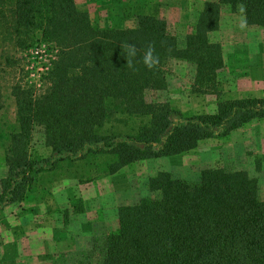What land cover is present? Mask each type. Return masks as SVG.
Listing matches in <instances>:
<instances>
[{
    "label": "trees",
    "instance_id": "1",
    "mask_svg": "<svg viewBox=\"0 0 264 264\" xmlns=\"http://www.w3.org/2000/svg\"><path fill=\"white\" fill-rule=\"evenodd\" d=\"M111 4L134 26L101 28L75 0H0V110L5 96L14 100V122L0 124V212L28 201L39 176L60 163L103 158L93 180L188 153L264 119V97L220 96L222 46L210 38L223 10L264 30V0L205 2L183 46L157 2ZM125 41L138 50L134 69L126 67ZM150 42L160 57L153 70L138 62ZM173 60L193 69L196 92L217 96L215 111L185 116L157 98ZM127 119L141 120L131 134L106 129ZM36 134L48 159L32 158ZM142 186L140 197L117 209L116 228L91 239L84 264H264V200L255 175L216 165L201 169L195 182L159 171Z\"/></svg>",
    "mask_w": 264,
    "mask_h": 264
},
{
    "label": "rangeland",
    "instance_id": "2",
    "mask_svg": "<svg viewBox=\"0 0 264 264\" xmlns=\"http://www.w3.org/2000/svg\"><path fill=\"white\" fill-rule=\"evenodd\" d=\"M111 1L75 0V3L78 9L89 13L93 24L101 28L133 27L134 20L122 16L116 8L117 5H112ZM146 1L159 4L161 14L169 22L171 33L175 35L180 46H183L185 37L192 31L203 4L215 0ZM108 7L113 10L109 11ZM210 38L211 41L219 42L222 46L224 68L219 72L220 96L238 99L263 98L264 30L246 26L239 15L223 10L220 27L211 34ZM35 76L34 74L29 77ZM166 82L167 88L158 92L157 98L169 102L173 109L183 115L215 111L217 96L196 92L193 88V69L184 62L173 60L167 65ZM0 120V124L14 122V100L8 95L5 96L4 108L0 110ZM263 120L251 122L226 137L202 141L195 150L188 153L137 161L112 176H97L93 180H87L99 173L97 169L103 163L101 157H91L82 162L60 163L56 169L39 176L28 201L13 206L10 212L15 217H19L25 212H34L37 206L36 213L41 211L47 214L48 211H52L50 216L52 226H55V212H57L62 219L60 224H63L65 234L75 238V245L80 247V250L66 252L65 244L59 243L58 249L65 254L63 258H55L54 264H84L87 262L91 248L89 244L91 239L116 228L117 209L132 204L137 197H140L143 192L142 184L157 172L166 171L173 178L195 182L204 167L222 165L230 169L246 171L257 177L259 170L256 167L260 155L257 150L259 138L256 132L264 133V126H261L264 124ZM140 122L139 119H127L124 123L111 120L106 124V129L111 128L113 131L131 134ZM5 144L4 136L0 134V179L6 173L3 154ZM31 155L35 160H44L51 156L50 149L43 145L40 134L34 137ZM78 200H81V204L77 202ZM45 201L52 202L49 206L51 210L47 212V207L40 204ZM76 209L82 210L76 213ZM25 214L26 219L32 218V214ZM4 216L0 212V221ZM87 221L89 223H86ZM15 227L14 224L10 225L12 231H15ZM49 262L50 260L46 258H36L32 264H49Z\"/></svg>",
    "mask_w": 264,
    "mask_h": 264
},
{
    "label": "crops",
    "instance_id": "3",
    "mask_svg": "<svg viewBox=\"0 0 264 264\" xmlns=\"http://www.w3.org/2000/svg\"><path fill=\"white\" fill-rule=\"evenodd\" d=\"M261 120L262 119L258 121ZM262 122L264 123V120ZM261 126H264V124ZM233 132L234 131L231 133ZM256 135L259 138V149L257 150L260 155L258 158L260 168L257 178L259 183L260 197L264 200V133L263 131H259L256 132ZM257 137L254 136V138ZM51 203L52 202L45 201L40 204H43L45 207H47V212L48 210H51L49 207ZM16 205L19 204L8 205L1 211V214L5 215L6 217L4 216V218L0 221V264H32L36 258H46L50 260L49 264H54L55 258H63V254H65L64 251L62 252L58 249L59 243L65 244L64 246L66 252H72V250L76 252V250H80V247L78 248L75 245V238H71L69 235L65 234L66 232L64 231L63 224H60L62 219H60L61 217L58 216L57 212H55V226H52V220L50 219L52 211H48L47 214L37 211V213L39 212V214H37V206H35V208L30 206V208H34L35 211L25 212L29 213L30 215L32 214V218L26 219L25 215L27 214L25 213V215L23 214L19 217H15L13 214H11V208ZM81 215L83 216L84 214ZM31 223L33 225H31ZM47 223L48 227H46ZM86 223L89 222L87 221ZM13 224L16 226L15 231H12L10 228V225Z\"/></svg>",
    "mask_w": 264,
    "mask_h": 264
},
{
    "label": "clouds",
    "instance_id": "4",
    "mask_svg": "<svg viewBox=\"0 0 264 264\" xmlns=\"http://www.w3.org/2000/svg\"><path fill=\"white\" fill-rule=\"evenodd\" d=\"M120 47L124 51V58L126 59V67L134 69V59L138 54V50L135 44L129 43L127 41L123 42ZM139 63H142L144 67L149 70H153L158 67L160 63V57L156 54V49L154 43H148L143 50V55Z\"/></svg>",
    "mask_w": 264,
    "mask_h": 264
}]
</instances>
